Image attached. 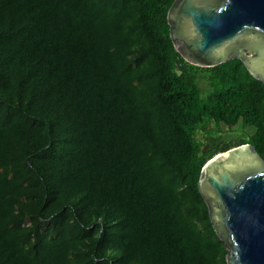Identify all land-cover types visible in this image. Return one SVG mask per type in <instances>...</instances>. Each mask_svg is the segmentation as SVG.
I'll list each match as a JSON object with an SVG mask.
<instances>
[{
    "label": "trees",
    "instance_id": "obj_1",
    "mask_svg": "<svg viewBox=\"0 0 264 264\" xmlns=\"http://www.w3.org/2000/svg\"><path fill=\"white\" fill-rule=\"evenodd\" d=\"M174 1L0 0V264H228L199 180L264 158V83L187 63Z\"/></svg>",
    "mask_w": 264,
    "mask_h": 264
},
{
    "label": "water",
    "instance_id": "obj_2",
    "mask_svg": "<svg viewBox=\"0 0 264 264\" xmlns=\"http://www.w3.org/2000/svg\"><path fill=\"white\" fill-rule=\"evenodd\" d=\"M170 36L183 59L213 68L243 62L264 83V0H175ZM199 189L225 244L228 264H264V158L251 144L219 153Z\"/></svg>",
    "mask_w": 264,
    "mask_h": 264
},
{
    "label": "rangeland",
    "instance_id": "obj_3",
    "mask_svg": "<svg viewBox=\"0 0 264 264\" xmlns=\"http://www.w3.org/2000/svg\"><path fill=\"white\" fill-rule=\"evenodd\" d=\"M202 92L203 94H206L209 91V87L205 84H201ZM212 130V128H210ZM237 135L236 134H228V135H222L219 137H208L204 138L201 134L198 135V139L202 140L205 143L206 149H210L213 146L217 145L220 142H229L232 139H234Z\"/></svg>",
    "mask_w": 264,
    "mask_h": 264
}]
</instances>
